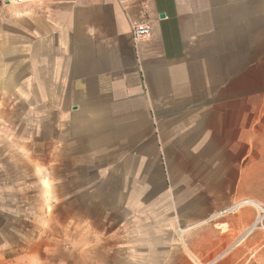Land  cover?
Returning <instances> with one entry per match:
<instances>
[{
    "label": "crops",
    "instance_id": "obj_1",
    "mask_svg": "<svg viewBox=\"0 0 264 264\" xmlns=\"http://www.w3.org/2000/svg\"><path fill=\"white\" fill-rule=\"evenodd\" d=\"M2 159L40 195L0 215L67 208L68 264H264V0H0ZM54 236L0 226V264Z\"/></svg>",
    "mask_w": 264,
    "mask_h": 264
},
{
    "label": "rangeland",
    "instance_id": "obj_2",
    "mask_svg": "<svg viewBox=\"0 0 264 264\" xmlns=\"http://www.w3.org/2000/svg\"><path fill=\"white\" fill-rule=\"evenodd\" d=\"M4 159L0 160L3 162ZM8 162V160H7ZM12 170H9L4 173V170L0 168V210H15L19 211L17 207H13V204L17 202L20 198L23 200H28L30 203L37 202L39 197L40 189L38 186H33L31 190L27 187L19 186L20 180L23 176L20 175V172L24 169H19V166L16 165L14 162L11 163ZM50 180V177H48ZM47 185V183H45ZM48 186V185H47ZM49 201L51 200L48 194ZM12 208V209H11ZM51 209L48 211L45 208V211L38 213L36 216L30 218V220H25V223L19 224L16 222H12V219L8 215H4V212L0 215V226L2 229H6L7 227H18L22 230L23 235H56L53 238H56L55 242L59 243V249H57L56 253L58 255V262L59 264H68V254H67V247L69 243L73 244L76 242L77 246L76 249H79L78 243L82 242L83 240L75 236L69 239L68 236V228L67 223H65L67 218V208L60 209V215L58 217L59 223H52V219L50 217ZM57 219V220H58ZM261 222H264V214L261 213ZM261 227V225H259ZM60 237V238H59ZM80 237H82L80 235ZM50 238V236H49ZM42 242V241H41ZM50 243V240L44 241ZM83 257L77 256L76 262L82 263ZM48 263L51 264L50 259Z\"/></svg>",
    "mask_w": 264,
    "mask_h": 264
},
{
    "label": "built area",
    "instance_id": "obj_3",
    "mask_svg": "<svg viewBox=\"0 0 264 264\" xmlns=\"http://www.w3.org/2000/svg\"><path fill=\"white\" fill-rule=\"evenodd\" d=\"M38 0H4L7 4H24L36 2ZM134 0H118L121 7L126 10L131 2ZM150 27L145 22H132L131 23V36L134 43H139L146 40L150 36Z\"/></svg>",
    "mask_w": 264,
    "mask_h": 264
}]
</instances>
